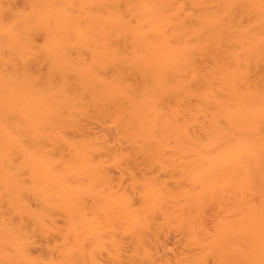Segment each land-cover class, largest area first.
<instances>
[{"label": "clouds", "instance_id": "clouds-1", "mask_svg": "<svg viewBox=\"0 0 264 264\" xmlns=\"http://www.w3.org/2000/svg\"><path fill=\"white\" fill-rule=\"evenodd\" d=\"M0 264H264V0H0Z\"/></svg>", "mask_w": 264, "mask_h": 264}]
</instances>
